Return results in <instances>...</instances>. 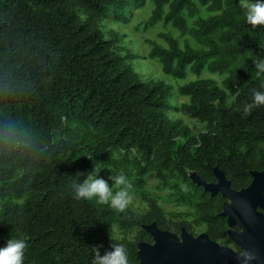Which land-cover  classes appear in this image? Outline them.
Segmentation results:
<instances>
[{"label":"trees","instance_id":"trees-1","mask_svg":"<svg viewBox=\"0 0 264 264\" xmlns=\"http://www.w3.org/2000/svg\"><path fill=\"white\" fill-rule=\"evenodd\" d=\"M152 1L144 29L162 21L197 43L181 46L167 32L159 34L167 47L147 40L162 71L176 78L185 77L187 67L196 75L204 69L225 74L221 86L198 77L177 89L188 97L178 110L205 123L199 133L167 116L172 86L141 80L127 63L134 54L114 49L123 35L112 31L105 38L99 27L110 15L127 20L124 11L146 0H0V122H15L30 142L26 149L0 150V247L23 238L24 264H90L92 247L101 246L102 255L110 250L113 224L140 227L136 241L119 243L128 264H141L136 242L152 240L142 224L154 221L176 233L190 226L165 217L146 188L149 175L198 214L210 238L230 241L219 214L223 197L194 184L188 171L213 181L218 166L239 189L250 183V170L264 167V107L243 114L264 80L253 62L264 58V27L245 22L238 0ZM94 166L106 180L124 174L148 211L117 212L95 199H74L72 185Z\"/></svg>","mask_w":264,"mask_h":264},{"label":"water","instance_id":"water-1","mask_svg":"<svg viewBox=\"0 0 264 264\" xmlns=\"http://www.w3.org/2000/svg\"><path fill=\"white\" fill-rule=\"evenodd\" d=\"M212 172L214 181H205L195 170L188 175L210 195L219 193L225 199L219 214L226 218L227 234L241 251L220 244L206 232L194 235L181 227L177 234L153 221L141 225L152 240L136 242L141 264H264V167L250 170V183L239 189L231 186L218 166Z\"/></svg>","mask_w":264,"mask_h":264},{"label":"rangeland","instance_id":"rangeland-1","mask_svg":"<svg viewBox=\"0 0 264 264\" xmlns=\"http://www.w3.org/2000/svg\"><path fill=\"white\" fill-rule=\"evenodd\" d=\"M196 1V0H195ZM154 7L152 0H146L145 4L141 7H128L123 16L127 20H114L110 15L106 19L99 21V27L103 31L105 38H110L111 32L115 31L120 35H123L121 42L115 46L116 53L125 55L127 53L134 54V57L127 60V63L136 71L141 80L153 79L161 80L172 86V93L168 98L170 107L166 110V114L171 119H182V121L194 132L199 133L205 130V123L198 119L188 116L185 112L178 110L181 102L187 101L188 97L180 95L177 89L180 85H183L198 77L200 78H212L218 85H222V81L225 74L213 73L204 69L200 75L193 74L189 67L185 77L176 78L162 71L161 64L156 57L149 55L151 51V43L147 40L155 41L156 43L167 47L166 42L159 36L161 32L170 33L174 38L178 39L179 44L182 46L185 40L197 47V43L191 37L185 35L181 36L179 31L172 27L170 24H164L159 21L153 25H149L145 29L143 25L148 17L151 15ZM74 11L81 19H86V14L82 8L76 4H73ZM209 14L204 8H202V15L207 16ZM189 25L192 24V20H188ZM233 100V94L227 90V101L230 103ZM118 155H116L117 157ZM113 160L109 162L110 167H114ZM90 171H86V175ZM147 190L149 194L155 198L157 204L161 207L166 218L172 221H184L190 226L188 231L194 235L202 232L207 233V227L205 223L197 221L198 214L193 212V209L184 204H177L172 195V191L168 188H162L159 180L152 175L147 177ZM185 187V184H183ZM132 195V202L127 207L128 210L136 214H142L148 211L149 207L147 202L142 199L135 191L130 190ZM184 227V226H183ZM140 229L138 226H134L131 230H124L117 224H113L110 229V236L118 242L126 240L136 241L137 231ZM171 231V230H170ZM176 233V232H175ZM179 234V232H177ZM222 245L230 246L234 249L235 243L231 240L229 242L217 241Z\"/></svg>","mask_w":264,"mask_h":264},{"label":"clouds","instance_id":"clouds-1","mask_svg":"<svg viewBox=\"0 0 264 264\" xmlns=\"http://www.w3.org/2000/svg\"><path fill=\"white\" fill-rule=\"evenodd\" d=\"M239 7L243 10L245 22L251 28L264 27V0H238ZM264 47V44H261ZM255 70L264 76V58L254 60ZM264 107V80L261 81L259 89H253L250 102L243 106L245 117L250 115L254 109ZM30 146L27 133L19 129L15 122H0V150L9 151L26 149ZM102 169L94 166L86 177L72 185V195L76 200H93L98 204L109 205L117 212H122L132 202L130 192L131 184L124 174H111L108 180L100 176ZM81 176L84 175L80 173ZM115 186L116 191H113ZM112 241L110 250L103 255L100 252L101 246L92 247L93 254L90 264H128L127 249L124 244ZM28 245L23 238H10L4 247H0V264H24L25 251Z\"/></svg>","mask_w":264,"mask_h":264},{"label":"flooded vegetation","instance_id":"flooded-vegetation-1","mask_svg":"<svg viewBox=\"0 0 264 264\" xmlns=\"http://www.w3.org/2000/svg\"><path fill=\"white\" fill-rule=\"evenodd\" d=\"M214 180H215V178H214ZM214 180H213V181H214ZM220 195H221V194H220ZM224 200H225V199L223 198V201H224ZM222 203H223V202H222ZM221 207H222V206H221ZM263 213H264V211H263ZM225 219H226V218H225ZM233 228H234V229H238V226H237V225H234ZM226 232H227V229H226ZM229 238H230V237H229ZM230 240H231V239H230Z\"/></svg>","mask_w":264,"mask_h":264}]
</instances>
